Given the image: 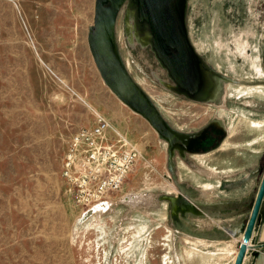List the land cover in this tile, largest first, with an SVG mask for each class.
Listing matches in <instances>:
<instances>
[{
    "label": "rangeland",
    "instance_id": "rangeland-1",
    "mask_svg": "<svg viewBox=\"0 0 264 264\" xmlns=\"http://www.w3.org/2000/svg\"><path fill=\"white\" fill-rule=\"evenodd\" d=\"M96 1L0 0L2 264H18L20 252L30 258L34 243L41 247L43 261L64 257L70 264H165L168 260L157 200L178 191L168 176L170 143L101 75L89 45ZM228 4L188 0L186 24L203 60L231 72L235 62L246 67L243 59L227 58L214 49L216 39L233 47L235 35H224L227 32L215 24L217 15L231 17ZM115 38L129 74L173 131L190 133L188 140L209 123L215 105L176 86L156 55L150 29L138 19L133 0H125L117 14ZM209 76L205 74L204 87L215 83L213 91L220 78ZM101 116L138 146L140 156L120 191L109 197V207L96 206L89 212L76 203L62 176V160L71 135L96 125ZM148 162L153 169H147ZM262 167L264 162L253 176L263 177ZM174 253L172 249L169 254Z\"/></svg>",
    "mask_w": 264,
    "mask_h": 264
},
{
    "label": "crops",
    "instance_id": "crops-1",
    "mask_svg": "<svg viewBox=\"0 0 264 264\" xmlns=\"http://www.w3.org/2000/svg\"><path fill=\"white\" fill-rule=\"evenodd\" d=\"M226 2L232 18L217 15L215 24L227 32L224 35H235L233 47L218 39L213 46L227 58H242L246 67L238 62H232L231 72L212 67L194 45L207 67L206 75L218 77L220 82L215 90L212 91L213 83L196 96L180 89L195 99L213 103L215 109L209 123L194 137L186 140L190 133L177 130L186 143L174 147L168 156V176L178 191L157 200L163 212L165 244L169 253L175 251L174 256L166 254L165 264H235L243 241L241 225L247 221L252 207L250 198L255 201L262 178L253 176V172L264 162V0ZM175 150H179L178 156ZM150 166L153 169L150 162L146 163L147 169ZM196 191L201 195L197 197ZM181 196L193 205L176 207L173 198ZM250 245L242 264H264V199ZM32 250L28 259L20 252L18 264H58L59 260L70 264L64 257L43 261L37 243ZM4 254L1 245L0 256Z\"/></svg>",
    "mask_w": 264,
    "mask_h": 264
},
{
    "label": "water",
    "instance_id": "water-1",
    "mask_svg": "<svg viewBox=\"0 0 264 264\" xmlns=\"http://www.w3.org/2000/svg\"><path fill=\"white\" fill-rule=\"evenodd\" d=\"M124 1H96L95 26L89 37V45L105 82L120 99L143 115L169 141L172 154L174 147L185 145V140L169 127L154 102L129 74L117 49L116 17ZM133 1L137 6L138 19L141 17L150 29L152 46L157 57L167 68L177 87L192 96L199 95L205 84L207 70L204 72V68L207 67L196 53L188 36V0ZM259 171L263 172V177L247 221L241 225L243 241L235 264H242L246 251L251 246L253 229L259 219L264 199V168ZM190 205L193 203L190 202Z\"/></svg>",
    "mask_w": 264,
    "mask_h": 264
},
{
    "label": "built area",
    "instance_id": "built-area-1",
    "mask_svg": "<svg viewBox=\"0 0 264 264\" xmlns=\"http://www.w3.org/2000/svg\"><path fill=\"white\" fill-rule=\"evenodd\" d=\"M139 156L138 146L101 116L96 125L71 135L62 176L81 207L89 212L96 206L108 208L109 197L120 191Z\"/></svg>",
    "mask_w": 264,
    "mask_h": 264
},
{
    "label": "bare ground",
    "instance_id": "bare-ground-1",
    "mask_svg": "<svg viewBox=\"0 0 264 264\" xmlns=\"http://www.w3.org/2000/svg\"><path fill=\"white\" fill-rule=\"evenodd\" d=\"M138 1V0H137ZM140 20H142L143 22H145L141 17H140ZM173 196V195H172ZM123 197V196H122ZM175 197H177V196H175ZM124 198V197H123ZM174 199V198H173ZM126 201H127V199H126ZM174 205L176 206V207H183V208H185L187 205H190V202L188 201V200H186V199H184L182 196L180 197V198H176V199H174ZM104 208V207H103ZM98 209V208H97ZM96 210V209H95ZM100 210V209H99ZM94 211V210H93ZM86 213V212H85ZM90 214V213H89ZM100 215H101V213H99ZM85 215V214H84ZM92 215V214H91ZM90 216V215H89ZM79 218V217H78ZM88 218V217H87ZM98 219V218H97ZM84 221V220H83ZM94 222V221H93ZM95 222H97L96 220H95ZM94 222V223H95ZM99 223H100V221H99ZM99 223H96V224H99Z\"/></svg>",
    "mask_w": 264,
    "mask_h": 264
}]
</instances>
